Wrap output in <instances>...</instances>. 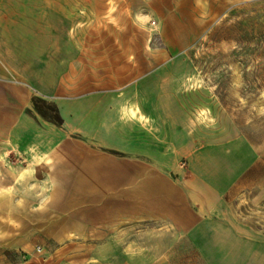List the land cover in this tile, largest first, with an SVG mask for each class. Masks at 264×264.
Wrapping results in <instances>:
<instances>
[{"label": "crops", "instance_id": "crops-1", "mask_svg": "<svg viewBox=\"0 0 264 264\" xmlns=\"http://www.w3.org/2000/svg\"><path fill=\"white\" fill-rule=\"evenodd\" d=\"M153 1L167 7L161 34L180 48L260 0ZM68 6L0 0V157L11 160L17 189L0 213L11 215L8 245L41 247L18 264H180L195 255L264 264V143L198 144L163 95L149 113L145 79L85 77L69 59L77 49ZM35 98L54 104L61 124L42 117ZM249 171L250 223L227 200Z\"/></svg>", "mask_w": 264, "mask_h": 264}, {"label": "rangeland", "instance_id": "rangeland-1", "mask_svg": "<svg viewBox=\"0 0 264 264\" xmlns=\"http://www.w3.org/2000/svg\"><path fill=\"white\" fill-rule=\"evenodd\" d=\"M161 4L69 0V46L77 49L69 59L77 60L85 77L115 79L116 84L145 79L149 113L157 110V95H163L165 102L173 103L175 111L185 116L198 144L237 136L264 143V0L229 10L180 48H170V40L161 34L160 14L167 11ZM128 110L134 114L138 109ZM0 163L2 208L11 204L7 196L17 189L8 182L16 173L11 160L0 157ZM251 173L244 187L239 184L227 194L237 217L249 223ZM26 188L20 184L21 190ZM10 219V214L0 213V264H18L37 253L35 247L8 245ZM194 258L192 263L180 264H203L198 255Z\"/></svg>", "mask_w": 264, "mask_h": 264}, {"label": "trees", "instance_id": "trees-1", "mask_svg": "<svg viewBox=\"0 0 264 264\" xmlns=\"http://www.w3.org/2000/svg\"><path fill=\"white\" fill-rule=\"evenodd\" d=\"M34 109L44 118L51 120L55 124H61L62 119L58 114L57 108L52 103L35 98L33 100Z\"/></svg>", "mask_w": 264, "mask_h": 264}, {"label": "built area", "instance_id": "built-area-1", "mask_svg": "<svg viewBox=\"0 0 264 264\" xmlns=\"http://www.w3.org/2000/svg\"><path fill=\"white\" fill-rule=\"evenodd\" d=\"M36 251L40 252L41 251V247L40 246H36Z\"/></svg>", "mask_w": 264, "mask_h": 264}]
</instances>
